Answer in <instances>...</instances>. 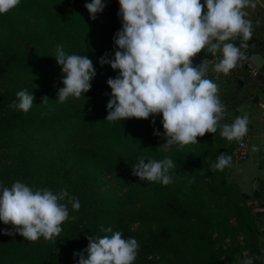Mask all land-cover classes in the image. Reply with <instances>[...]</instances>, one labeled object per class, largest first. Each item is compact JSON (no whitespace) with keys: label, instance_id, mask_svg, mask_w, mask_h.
<instances>
[{"label":"trees","instance_id":"1","mask_svg":"<svg viewBox=\"0 0 264 264\" xmlns=\"http://www.w3.org/2000/svg\"><path fill=\"white\" fill-rule=\"evenodd\" d=\"M84 5L69 0H21L17 7L0 14V77L9 80L8 87L0 91V185L10 187L19 180L54 193L66 189L80 202L79 210L67 205L68 219L54 241L43 237L28 241L10 223L0 222V264H78L80 256L74 253H83L87 259L88 238L110 236L101 231L108 227L120 231L125 239L138 241L133 264H158L167 259L170 264H238L245 254L260 257L254 264H264L260 230L250 208L217 210L215 176L212 183L205 179L215 172L209 165L216 161V145L226 142L233 157L234 141L221 137L218 129L197 137L198 144L164 150L157 148L166 143L161 114L148 119L105 120L111 98L107 80L119 70L109 64L102 66L99 60L105 53L108 59L114 58L118 50L114 35L122 27V18L119 3L110 4L95 20ZM20 37L23 39L16 41ZM25 38L32 46L26 45ZM231 42L240 46L244 41L237 37ZM258 42L254 35L244 42L249 53L250 46ZM58 45L69 55L87 56L96 70L90 90L63 103L57 100L58 89L63 87L62 66L54 58ZM195 57L192 61L197 65ZM221 79H235L239 86L223 99L225 116H235L241 102V81L230 74ZM23 89L34 96L27 113L9 108ZM45 97L48 101L42 103ZM154 130L161 135H154ZM165 157L176 164L173 182L165 186L143 180L150 197L139 207L128 209L125 193L111 190L103 194L96 187V174L102 173L107 162ZM201 169L206 170L203 175ZM193 177L194 182L189 183ZM240 198H254L264 205V180L251 194L240 193ZM230 213L236 215L235 226L229 223ZM135 220L149 221L153 227L133 231L128 222ZM2 230L13 235H3ZM238 234L243 235L242 243ZM226 237L230 241L224 249Z\"/></svg>","mask_w":264,"mask_h":264},{"label":"clouds","instance_id":"2","mask_svg":"<svg viewBox=\"0 0 264 264\" xmlns=\"http://www.w3.org/2000/svg\"><path fill=\"white\" fill-rule=\"evenodd\" d=\"M21 0H0V14H5L20 4ZM122 27L114 35L117 49L113 59L102 56L99 63L109 64L119 74L108 78L111 98L106 108L107 121L115 122L128 118L148 119L161 114L165 148L198 144L197 137L205 133L220 136L228 141L243 142L249 132V114L237 116L232 123L225 119V105L218 96V85L207 78L210 69L224 75L248 60L241 49H247L255 31L254 23L247 18V9L264 7V0H118ZM90 19L106 7L105 0H91L84 5ZM261 24L255 21L256 27ZM242 37L240 46L231 42ZM202 50L220 52L222 59L213 64L204 59L193 65L194 58ZM62 66L63 87L58 89L57 100L65 102L69 97L80 98L91 88L96 75L92 61L85 55L67 54L63 45H58L55 56ZM33 94L23 89L9 108L27 113L33 107ZM45 97L42 103L47 102ZM155 123V120L152 121ZM154 135L160 136L154 130ZM259 146L251 147L258 153ZM147 160V163H145ZM233 166L232 155L223 152L211 163L212 170L223 171ZM176 164L165 157L162 160L140 158L132 168L133 175L141 180L169 185L173 182ZM205 169L200 172L203 175ZM193 177L189 183L194 182ZM62 201H67L63 203ZM79 210L80 202L70 196L66 189L58 192L47 188L34 189L15 181L10 187L0 185V222L11 224L15 231L28 241L41 237L52 240L62 232L61 225L68 219V204ZM103 237L88 238L87 259L79 255L78 264H133L137 258L139 243L135 238H123L120 231L111 227L101 228ZM11 236L12 231L2 230ZM260 257H248L238 264H254Z\"/></svg>","mask_w":264,"mask_h":264},{"label":"rangeland","instance_id":"3","mask_svg":"<svg viewBox=\"0 0 264 264\" xmlns=\"http://www.w3.org/2000/svg\"><path fill=\"white\" fill-rule=\"evenodd\" d=\"M70 3L77 4H86L90 3L91 0H69ZM106 7L104 10L108 8L110 4L117 5L118 0H105ZM116 3V4H115ZM20 26L22 24L18 23ZM24 27V26H23ZM23 38H16V41ZM27 42V46H32V42L25 38L24 42ZM205 57H212V53L204 50ZM215 60L213 61V64ZM194 65V64H193ZM198 65V64H197ZM21 76V75H20ZM223 77V73H217L210 67L207 78L213 80L219 88L218 96L223 104L225 102L224 94L230 93L235 88H238L237 84H235V79H221ZM21 79V78H20ZM9 80L7 78L0 77V91L5 87H8ZM234 121V116L226 115L225 119L221 121V123H232ZM216 140V138H215ZM234 141V150H233V166L226 167L223 171L214 170L213 175L211 177H205L206 180H212L215 176V185L216 188L213 189V192L216 193V197L218 199L216 209L225 212L227 208H232L234 210H239L240 208H244L248 206L250 208L251 213L253 214L254 221L256 225H258V220L260 219L261 212L258 211L260 206V202L251 198L250 200L240 198V193H247V190L253 189V187L257 188V180L261 179L260 175L261 169L264 168V149L260 148L258 153H252L248 151V158L246 159H238L237 157V149L236 143ZM252 146L254 145L253 140L250 141ZM226 143V142H225ZM225 143H219L215 148V158L223 152L228 154V147L225 146ZM164 143L158 144L157 148H161L167 150L163 146ZM221 145L220 147H218ZM256 154V155H255ZM132 162V163H130ZM216 162V161H215ZM107 165H104L102 173H97V179L95 180L98 185L96 186L98 190H100L103 194L108 192L116 191L117 193L124 194L127 199L126 207L128 209H133L139 207L146 199L150 197V191L144 184V181L139 177L133 175L132 168L135 165V160L132 161H111L107 162ZM254 177H257L255 181L252 180ZM225 179V182L223 180ZM221 182V183H220ZM251 194V193H250ZM214 206V202L212 203ZM228 220L229 223L233 226L237 224L236 215L234 213H230ZM153 227V223L149 221L135 220L128 222V228L133 231H143L147 227ZM262 232L260 230L259 239L262 241ZM237 239L242 243L243 235L238 234ZM229 237L225 238V243L222 244V247L225 249L226 245L229 243ZM245 253V252H244ZM157 258L159 256H156ZM158 264H170V261L167 259L166 262L164 260H160Z\"/></svg>","mask_w":264,"mask_h":264},{"label":"crops","instance_id":"4","mask_svg":"<svg viewBox=\"0 0 264 264\" xmlns=\"http://www.w3.org/2000/svg\"><path fill=\"white\" fill-rule=\"evenodd\" d=\"M201 4L204 3V0H200ZM249 16L247 18L251 19L254 23L255 31L253 35L259 38V42L256 44V50L262 53L264 56V7L257 6L256 9H247ZM260 20L261 24L259 27H256L255 21ZM243 50V48L241 49ZM204 50L198 53L195 57L196 63L199 64L202 60L208 59L212 62L215 60L217 62L219 59H222V54L220 52L212 53V57H205ZM250 54V53H249ZM241 63V62H240ZM263 76H253L250 70L243 65L242 63L235 69L230 72L232 78L240 79V97L241 102L238 105V113L234 116V119L237 116H242L245 112L249 114L250 123L248 125L249 132L246 135V140L248 144V151H251V140H253L254 145L259 146L264 149V65L260 69ZM256 155V154H255ZM260 175L262 180H257V185L264 180V168L261 169ZM257 177L252 178L255 181ZM256 190V187L253 189L247 190V193H252ZM260 219L258 220V228L261 232L264 230V214H260ZM260 250L264 258V238L260 243Z\"/></svg>","mask_w":264,"mask_h":264},{"label":"built area","instance_id":"5","mask_svg":"<svg viewBox=\"0 0 264 264\" xmlns=\"http://www.w3.org/2000/svg\"><path fill=\"white\" fill-rule=\"evenodd\" d=\"M242 51H244L249 58L250 54L248 52V48L243 49ZM241 63L243 65H245L250 70V72L252 73L253 76L259 77L261 75L260 69L255 68L254 65L249 61V59L246 61H241ZM236 149H237L238 159L242 160V159L248 158V152H247L248 144H247L246 136L243 138L242 143L237 141ZM258 211L264 214V205H260L258 208Z\"/></svg>","mask_w":264,"mask_h":264},{"label":"water","instance_id":"6","mask_svg":"<svg viewBox=\"0 0 264 264\" xmlns=\"http://www.w3.org/2000/svg\"><path fill=\"white\" fill-rule=\"evenodd\" d=\"M251 53L249 55V61L254 65L255 68L261 69L264 65V56L262 53L256 50V44L253 43L250 46ZM262 238H264V230L262 231Z\"/></svg>","mask_w":264,"mask_h":264}]
</instances>
